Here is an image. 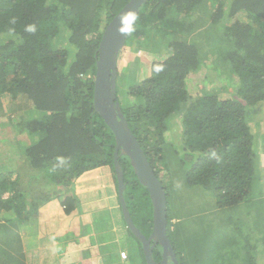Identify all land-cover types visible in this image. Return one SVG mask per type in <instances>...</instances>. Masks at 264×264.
<instances>
[{"label": "trees", "instance_id": "16d2710c", "mask_svg": "<svg viewBox=\"0 0 264 264\" xmlns=\"http://www.w3.org/2000/svg\"><path fill=\"white\" fill-rule=\"evenodd\" d=\"M129 1L0 0V39L20 40L19 44L0 41V97L7 94L21 108L31 105L38 114L27 131L18 130V135L28 133L35 140L23 146L20 170L0 172V215L12 212L13 219H20L28 207L25 201L36 198L31 196L32 185L71 188L87 172L100 168L113 174L118 196L116 140L95 110L94 79L103 32ZM64 43L76 49L71 63ZM133 45L156 52L161 59L151 63L145 79L136 70L123 76L138 105L122 104L120 84L118 100L168 203L167 185L173 180L169 177L176 176L174 163L187 186L214 194L218 210L264 197V165L256 150L260 138L251 126L264 105V0H149L124 50ZM209 56L215 71L233 74L238 86L225 96L203 90L191 97L186 80ZM176 117L182 130L180 151L166 140ZM119 162L127 185V208L148 237L153 229L150 195L129 160L124 157ZM165 170L170 174L168 183L162 175ZM6 194L9 198L4 200ZM42 195L46 198V191ZM73 204L74 199L66 198V211L74 209ZM175 214L170 216L168 208V235L177 259L183 261L172 240V233L177 236L183 230L182 218ZM136 244L146 264L142 245ZM154 258L161 261L160 249Z\"/></svg>", "mask_w": 264, "mask_h": 264}, {"label": "rangeland", "instance_id": "374dc122", "mask_svg": "<svg viewBox=\"0 0 264 264\" xmlns=\"http://www.w3.org/2000/svg\"><path fill=\"white\" fill-rule=\"evenodd\" d=\"M210 8L211 10L214 9V2H211ZM196 15L192 19H196L198 17ZM92 38H95V35ZM10 40L16 41L17 44L20 43V40L11 37H6L2 41L7 42ZM62 47L67 48L70 53L69 63H71L76 49L65 43ZM157 54L152 51H141L137 48V45L126 48L121 52L118 69L120 83H117V86L120 84V87H118L119 96L123 105H138V100L129 96V86L123 82V76L125 73L136 70L141 80L147 78L150 75L151 63L161 59V56ZM213 63L212 56H209L207 61L203 62L199 69L192 72L186 80V88L191 97L201 95L203 90L223 96L236 90L238 83L235 76L228 72L219 75L215 71L216 68ZM0 99L2 101V103L0 101V172L15 173L20 170L18 168L22 165L20 152H22L23 146H30L35 141L29 139L28 133L18 135V130H25L26 128L27 131V124L35 120L38 114L35 112L36 110H30L31 105L21 108L18 103L12 102L7 94L2 95ZM251 126L252 131L258 133V139L260 138L256 143V150L260 156L262 167L264 165V105L259 107L255 122ZM170 127L166 134V140L167 142H173L177 150L180 151L182 131L180 118H174ZM175 128L177 129L174 131ZM172 168L176 171L175 178H171L168 174ZM172 168H169L168 173L166 170L162 172V175L165 176L167 183L169 181L167 176H170L169 179H173L172 184L169 181L167 185L170 193L169 215L173 216L176 213L175 216L181 217L180 222L183 223V230H178L177 236L172 233V240L178 247V254L184 257L183 261L179 258L178 261L180 260L182 264H244L242 260H246L248 264H264V197L252 200L248 205L244 204L242 207L218 210L213 203L215 196L212 192L204 191L201 187L190 188L182 177V173L178 171L176 163L172 165ZM262 168L264 169V167ZM87 174L88 179L83 182L84 185H81L82 191H87V193L84 196L79 193L78 200L74 199L75 203L73 205L78 209L77 211L73 212L74 210L70 209L71 213H77L80 216L75 227L80 235L85 232L82 229L85 227L84 221L87 220L83 216L84 212L87 211L88 220L94 222L95 214L103 211L104 207L108 205L104 200L106 195L103 194L102 186L110 183L113 179V174L109 172V168H100L87 172ZM24 181L27 182V180ZM98 185L100 187L97 189ZM32 190L34 192L31 196L38 198L43 196L42 192L45 193L46 191L47 196H51L52 190L61 194V192L69 191V187L55 185L47 187L36 186L35 184V187L31 186ZM27 196H30V192L26 193ZM51 199L56 198L52 197ZM37 203L40 207V200H37ZM109 205L111 204L109 203ZM57 211H62L63 216L67 214V211L63 210L61 205ZM118 211L121 212V209ZM106 216L107 214L105 215V222L101 224L105 228L110 224H108L110 219L108 218L107 221ZM93 222H91L90 227H85L90 228L86 229L87 231L94 230L92 228L96 222ZM74 235H70L68 238L75 239ZM124 238V244L126 245H123L129 255L133 254L132 256L138 255L140 257L137 241L128 232L124 234ZM127 238L130 240H127Z\"/></svg>", "mask_w": 264, "mask_h": 264}, {"label": "crops", "instance_id": "0c3cea01", "mask_svg": "<svg viewBox=\"0 0 264 264\" xmlns=\"http://www.w3.org/2000/svg\"><path fill=\"white\" fill-rule=\"evenodd\" d=\"M87 179L88 174H85L67 192L58 194L52 190V195L46 198L41 196L34 201L26 200L28 207L26 206L20 219H13L12 212L1 214L0 264H143L138 255H129L124 248V234L130 231L125 223L113 180L102 186L103 194L106 195L104 200L108 205L95 214L94 230L87 231L90 228H85L90 227L93 222L88 220L87 211L83 214L87 220L84 221L85 227L82 229L85 232L82 235L75 228L80 219L79 214L73 213L77 208L72 213L67 211L64 216L62 211H57L60 205L66 210V198L78 200L79 193L82 196L87 193L81 189ZM99 187L100 185L97 189ZM52 197L56 199H51ZM7 198L9 194L3 196L4 200ZM37 200H40V207ZM120 209L121 212L118 211ZM106 214L110 224L105 228L101 224L105 222ZM70 235L76 238L69 239ZM122 252L127 254V259L121 257Z\"/></svg>", "mask_w": 264, "mask_h": 264}, {"label": "water", "instance_id": "95a60500", "mask_svg": "<svg viewBox=\"0 0 264 264\" xmlns=\"http://www.w3.org/2000/svg\"><path fill=\"white\" fill-rule=\"evenodd\" d=\"M149 0H130L128 4L106 26L97 54L94 79V107L115 136L114 170L118 182V196L127 228L142 245L146 264H180L168 235L167 193L155 174L137 137L131 131L123 115L117 95L119 58L124 51L130 33L122 34L121 18L132 14L135 25L142 6ZM127 158L139 183L150 195L153 206V229L146 236L133 222L124 197L126 190L125 174L119 162ZM161 250V261L157 262L154 252Z\"/></svg>", "mask_w": 264, "mask_h": 264}, {"label": "clouds", "instance_id": "9594fccd", "mask_svg": "<svg viewBox=\"0 0 264 264\" xmlns=\"http://www.w3.org/2000/svg\"><path fill=\"white\" fill-rule=\"evenodd\" d=\"M136 17L132 14L125 15L121 18V32L122 34L130 33L133 31V23L135 21ZM31 30V29H29ZM64 160L61 158V163H63Z\"/></svg>", "mask_w": 264, "mask_h": 264}, {"label": "built area", "instance_id": "2783aa9c", "mask_svg": "<svg viewBox=\"0 0 264 264\" xmlns=\"http://www.w3.org/2000/svg\"><path fill=\"white\" fill-rule=\"evenodd\" d=\"M121 257L125 260V259H127L128 256H127V254L125 252H122L121 253Z\"/></svg>", "mask_w": 264, "mask_h": 264}]
</instances>
